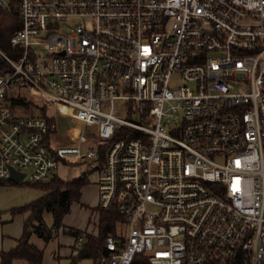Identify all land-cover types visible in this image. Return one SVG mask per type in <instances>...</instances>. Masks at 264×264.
Here are the masks:
<instances>
[{"label": "built area", "instance_id": "1", "mask_svg": "<svg viewBox=\"0 0 264 264\" xmlns=\"http://www.w3.org/2000/svg\"><path fill=\"white\" fill-rule=\"evenodd\" d=\"M12 1L0 181L92 159L122 216L98 264H264V0Z\"/></svg>", "mask_w": 264, "mask_h": 264}, {"label": "trees", "instance_id": "2", "mask_svg": "<svg viewBox=\"0 0 264 264\" xmlns=\"http://www.w3.org/2000/svg\"><path fill=\"white\" fill-rule=\"evenodd\" d=\"M9 8L0 5V49L11 52L9 37L20 27V19L16 2L12 1ZM0 62L2 59L0 57ZM15 105L20 106L21 99H13ZM30 107L23 109V114L29 113ZM32 114L46 117V111L42 108L32 109ZM88 182L85 171L71 179H62L54 174L49 180L42 183H31L32 186L39 187L45 192L35 200L24 203L20 206L12 207V214H26L23 221L22 233L16 239V243L7 250H0V264H40L43 258V249L30 241L31 233L44 238L45 241L53 238L54 229L59 227L63 216L69 211L73 200H78L82 188ZM0 184H8L0 181ZM97 212V231L94 233L84 232L79 234L75 231L77 238L83 235L82 240L76 241L68 256V264H77L81 259H89L91 263L98 264L101 260L109 256V251L104 248V237L111 233L117 236V225L122 220L115 206L102 209L95 208ZM49 211L53 218V224L48 227L43 221V214ZM78 244V245H77ZM241 253H236L228 260V264H243Z\"/></svg>", "mask_w": 264, "mask_h": 264}, {"label": "rangeland", "instance_id": "3", "mask_svg": "<svg viewBox=\"0 0 264 264\" xmlns=\"http://www.w3.org/2000/svg\"><path fill=\"white\" fill-rule=\"evenodd\" d=\"M23 94L27 97V104L32 109H39L42 106L40 95L33 94L27 88L23 90ZM68 126L71 127L68 117L58 118V128L62 136ZM92 165L93 161L90 158L80 162H61L58 165L56 174L62 179H71L85 171L88 182L82 188L79 199L73 200L70 204L69 211L63 216L59 227L54 229L53 238L45 241L34 232L31 233L30 241L43 249L40 264H68L72 245L77 241L75 231H79V234L97 231L98 217L95 210L98 206L97 173L92 169ZM44 192L43 189L32 186L27 178L19 183L0 184V250H7L16 243L26 218V214H12L11 208L35 200ZM43 221L48 227L52 226L53 218L49 211L44 212ZM80 236L83 237V235ZM18 263L23 264L22 261ZM77 264H91V260L81 259Z\"/></svg>", "mask_w": 264, "mask_h": 264}, {"label": "water", "instance_id": "4", "mask_svg": "<svg viewBox=\"0 0 264 264\" xmlns=\"http://www.w3.org/2000/svg\"><path fill=\"white\" fill-rule=\"evenodd\" d=\"M24 173L16 171L12 167H10V174H9V180L14 183H19L21 179L23 178Z\"/></svg>", "mask_w": 264, "mask_h": 264}]
</instances>
